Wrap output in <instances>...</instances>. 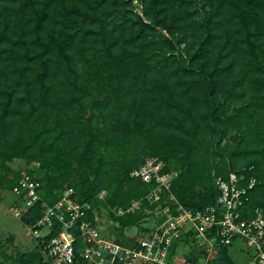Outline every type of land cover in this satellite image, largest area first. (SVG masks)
<instances>
[{
  "label": "trees",
  "instance_id": "trees-1",
  "mask_svg": "<svg viewBox=\"0 0 264 264\" xmlns=\"http://www.w3.org/2000/svg\"><path fill=\"white\" fill-rule=\"evenodd\" d=\"M130 6L1 1L0 200L38 163L28 173L40 200L25 225L71 188L86 220L104 207L120 228L140 227L156 203L126 210L155 183L131 172L156 159L160 173L176 172L170 191L192 210L217 204L216 177L235 173L237 187L254 179L239 212L264 218V0H142V16ZM178 244H187L183 264H236L230 246L211 262L191 231L170 251ZM38 246L11 264H48Z\"/></svg>",
  "mask_w": 264,
  "mask_h": 264
},
{
  "label": "built area",
  "instance_id": "built-area-1",
  "mask_svg": "<svg viewBox=\"0 0 264 264\" xmlns=\"http://www.w3.org/2000/svg\"><path fill=\"white\" fill-rule=\"evenodd\" d=\"M128 1L133 12L142 16V0ZM35 166L38 163L22 169L13 188L14 195L20 199L13 206L16 217L20 218L40 200L37 193L40 184L28 173V169ZM161 168V162L149 159L131 172L132 177L147 183L153 181L155 185L143 198L132 200L126 212L139 209L144 201L157 205L151 212L154 225L140 233L133 245L118 243L104 235L98 214H94L92 221L86 220V204L72 198L71 188L63 191L54 205L42 202L41 217L28 228L44 245L48 264H183L184 261L169 259L170 247L182 234L190 231L208 258L212 259L220 247L239 241L250 252L253 264H264V218L261 211L256 209L253 216L246 218L239 212L254 179L247 187H237L240 177L235 173H230L227 179L216 177L215 184L220 192L217 204L192 210L179 203L170 191L176 172L160 173ZM123 212L121 209L117 211L118 214ZM57 227L61 229L50 236ZM73 229L77 231L75 235L70 232Z\"/></svg>",
  "mask_w": 264,
  "mask_h": 264
},
{
  "label": "rangeland",
  "instance_id": "rangeland-1",
  "mask_svg": "<svg viewBox=\"0 0 264 264\" xmlns=\"http://www.w3.org/2000/svg\"><path fill=\"white\" fill-rule=\"evenodd\" d=\"M14 170L23 168L22 160H15L11 163ZM104 193L100 194L102 197ZM15 196L8 194L0 200V264H11L17 253L26 252L34 248L40 251V240H37L29 231V226L25 225L19 217L13 214V206L15 204ZM151 216L146 217L140 224V227L129 229L120 228L118 223L111 220L107 213V208L100 207L96 214L99 217L100 227L104 235L108 238H120L124 240L128 237H133L140 232L141 227H150L154 225V217L150 210H145ZM156 212V211H155ZM45 231V230H44ZM43 231V232H44ZM187 245V244H186ZM186 245L178 244L176 248L171 250L169 259L171 261L183 262ZM172 247V246H171ZM42 257L47 261L46 254L43 252ZM228 255L236 264H253L250 252L239 241L234 242L228 247ZM218 257H212V261H217ZM207 260V258L205 259ZM181 264V263H179Z\"/></svg>",
  "mask_w": 264,
  "mask_h": 264
}]
</instances>
